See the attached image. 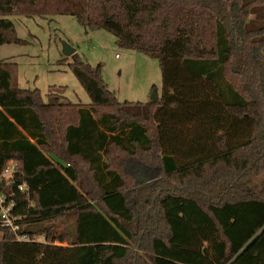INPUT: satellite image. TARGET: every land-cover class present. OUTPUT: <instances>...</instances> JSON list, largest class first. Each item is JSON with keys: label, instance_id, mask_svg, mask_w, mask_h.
I'll use <instances>...</instances> for the list:
<instances>
[{"label": "trees", "instance_id": "16d2710c", "mask_svg": "<svg viewBox=\"0 0 264 264\" xmlns=\"http://www.w3.org/2000/svg\"><path fill=\"white\" fill-rule=\"evenodd\" d=\"M55 16L157 60L161 92L121 103L73 54L90 103L44 102L0 62V195L36 240L0 228V264H264V0H0V46Z\"/></svg>", "mask_w": 264, "mask_h": 264}, {"label": "rangeland", "instance_id": "374dc122", "mask_svg": "<svg viewBox=\"0 0 264 264\" xmlns=\"http://www.w3.org/2000/svg\"><path fill=\"white\" fill-rule=\"evenodd\" d=\"M10 21L22 43L0 46V62L16 64V86L24 90H39L44 102L50 88L61 87L64 91L56 93L68 102L90 103L68 67L70 58L63 55V45L73 49L74 54L91 67L100 65L103 84L121 103H146L153 91L157 96L161 92L157 60L118 48L108 32L84 31L69 16L45 19L12 17ZM135 180L136 186L149 182L142 173H138ZM254 182L257 183L258 179Z\"/></svg>", "mask_w": 264, "mask_h": 264}, {"label": "built area", "instance_id": "2783aa9c", "mask_svg": "<svg viewBox=\"0 0 264 264\" xmlns=\"http://www.w3.org/2000/svg\"><path fill=\"white\" fill-rule=\"evenodd\" d=\"M18 174V165L16 162L9 161L2 168L0 172V183L3 182L6 185L13 184L15 181V177ZM19 191H25V184H21L17 187ZM4 196L0 195V228H5L10 231L11 234L15 236V241L17 242H30L36 241L35 239L30 240L27 235H19L18 234V225L14 218H12L9 214L11 208H13V201H10L8 206H4L5 202ZM1 235V233H0Z\"/></svg>", "mask_w": 264, "mask_h": 264}, {"label": "water", "instance_id": "95a60500", "mask_svg": "<svg viewBox=\"0 0 264 264\" xmlns=\"http://www.w3.org/2000/svg\"><path fill=\"white\" fill-rule=\"evenodd\" d=\"M73 54H74V50H73V49H71V48H70L69 46H67V45H63V55H64L65 57H69V56H71V55H73ZM157 100H158L157 93H156L155 91H153L152 94H151L150 101H151L152 103H156Z\"/></svg>", "mask_w": 264, "mask_h": 264}]
</instances>
